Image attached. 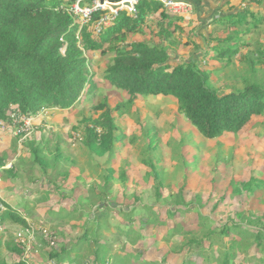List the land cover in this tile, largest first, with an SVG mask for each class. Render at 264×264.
<instances>
[{
	"label": "trees",
	"instance_id": "obj_1",
	"mask_svg": "<svg viewBox=\"0 0 264 264\" xmlns=\"http://www.w3.org/2000/svg\"><path fill=\"white\" fill-rule=\"evenodd\" d=\"M187 1L194 9L199 5L198 0ZM252 1L257 6L264 3V0ZM61 5L58 0H0V124L12 125L20 114L33 117L47 108L67 110L83 99L91 102L92 114L82 119L87 126L82 130L80 143L90 155L102 157L112 155L115 143L125 137L116 117L148 96L175 98L185 119L204 139L237 134L253 116L264 115V67L261 66L264 65V42L259 40L264 38L262 13L255 14L248 9L228 12L227 9L218 18L207 23L200 21L192 28L189 19L168 13L161 3L141 0L135 18L122 12L111 26L93 35L89 26L79 30L72 25L71 17L61 11ZM210 22L219 27L206 35L203 31H207ZM251 34L256 35L249 45L252 48L243 52L248 43L245 37ZM201 40L207 44L204 49L198 42ZM180 45L190 46L186 58L175 57ZM94 52L102 54L93 58L92 64L104 62L100 68L103 78L127 94L125 100L114 106L106 97L95 102L97 82L88 68L92 59L89 57ZM213 74L219 82L232 84L226 85V90L217 88L211 80ZM147 137L151 141L141 148L145 178L152 180L156 202L160 198L166 201L173 198L176 207L143 202L136 195L133 205L140 210L138 218L127 207L121 212L115 210L117 205L105 202L99 205L101 212L79 211L83 222L73 248L87 246L91 264H167L170 254L183 256L185 252L203 258L205 264L214 260L215 264H264L263 212L256 216L252 212H237L235 218L219 225L209 215L201 214L196 231L172 224L180 218L177 213L189 209L191 212L197 207H201L199 211L205 207L215 211L221 200L212 204L208 195L204 199H187V183L198 179L190 172L189 162L198 159L195 151L184 149L183 144L182 183L172 192L161 191L160 170L155 163L156 156L151 155L156 150V140L154 136ZM135 141L133 137L132 142ZM215 148L219 150L220 143ZM55 151L59 152V148ZM30 152L32 161L46 169L48 163L41 148L30 146ZM219 161L220 156L215 159ZM112 169H104L101 179L105 187L111 181ZM205 179L201 175L200 180ZM212 179L225 189L222 198L230 201L242 195L264 194V179L258 177L245 180L229 175ZM3 204L0 225L11 221L20 227L28 226L16 210ZM87 217L96 222H89ZM115 233L122 237L116 240L120 244L117 247L113 245ZM176 233L182 235V242H176ZM157 240H163L167 247H153ZM242 241L247 245L245 251L233 254L231 250ZM1 248L0 242V264H23L6 257ZM4 248L9 254H21L13 242H5ZM50 255L57 261L62 260L61 254ZM183 264L195 263L186 257Z\"/></svg>",
	"mask_w": 264,
	"mask_h": 264
},
{
	"label": "rangeland",
	"instance_id": "obj_2",
	"mask_svg": "<svg viewBox=\"0 0 264 264\" xmlns=\"http://www.w3.org/2000/svg\"><path fill=\"white\" fill-rule=\"evenodd\" d=\"M152 18L153 16L150 17ZM259 40L264 42V38L259 37ZM100 54L102 53L94 52L90 56L88 53L89 58H92L88 68L99 83L95 102H101L102 97H106L109 98L108 103L113 105L126 95L104 81L100 73L104 62L92 64L93 58ZM211 80L221 90H226V85L232 84L231 81L219 82L214 74ZM90 103L82 99L67 110L47 108L40 111L37 118L20 114L15 117L12 125L0 124V209H5L2 200L9 202L22 217H26L28 224L26 228L11 221H4L0 225L1 251L12 261H21L23 264H91L92 257L87 246L73 248L80 236L78 225L83 222L79 218V211L89 214L101 212L99 205L102 202L117 205L115 210L121 212L127 207L137 218L140 210L133 205L136 195L143 202L170 206L172 209L176 207L173 198L155 201L152 180L145 178L144 164L141 162L143 143L141 139L131 143L133 137L141 134L140 129L145 124L147 115L159 137L157 164L160 170V190L172 192L181 185L184 175V170L181 169V166L184 167L181 145L187 144L195 151L198 159L197 162L193 159L189 162L190 172L198 176V179L187 183V199H204L208 195L212 204L221 200L215 211L209 207L199 211L201 207H197L191 212L189 209L177 213L176 216L180 218L172 224L196 231L201 214L209 215L219 225L235 218L237 212H252L255 216L264 213V194L242 195L230 201L222 198L225 189L212 179L229 175L245 180L251 176L264 179V115L253 116L237 134H226L219 141H208L190 125L173 100H149L146 107L134 104L130 111L117 118V124L125 138L117 142L112 155L98 157L90 155L79 143L82 140V130L87 126L82 119L92 114ZM147 126L148 124L145 125ZM217 142L221 143L219 150L214 147ZM30 146L41 148L48 163L46 169L32 161ZM57 147L59 152L55 151ZM57 153L60 155H56ZM219 156L221 161L215 162ZM111 166L114 167L111 181L105 187L101 177L105 174L104 169ZM201 175L206 176V179L200 180ZM74 215L75 218L72 217ZM111 215L114 216L112 212ZM87 220L96 222L89 218ZM20 232L22 238L17 236ZM112 237L113 245H120L116 240H122V237L117 233ZM174 239L178 243L183 241L179 233H176ZM5 242L15 243L21 254H9L4 248ZM163 246L167 247L163 240L154 243L155 248ZM246 246V242L242 241L231 252L242 253ZM218 249L223 250L220 246ZM51 253L61 254L62 260L51 258ZM181 255L183 256L170 254L167 264H174V261L175 264H183L186 257H190L195 264H205L203 258L192 253L185 252ZM240 260L241 257L239 263ZM215 262L214 260L209 264Z\"/></svg>",
	"mask_w": 264,
	"mask_h": 264
},
{
	"label": "built area",
	"instance_id": "obj_3",
	"mask_svg": "<svg viewBox=\"0 0 264 264\" xmlns=\"http://www.w3.org/2000/svg\"><path fill=\"white\" fill-rule=\"evenodd\" d=\"M50 1V0H48ZM61 1V11L69 15L72 25L89 26L93 35H99L106 27L111 26L120 13L128 17L137 16V6L141 0H58ZM162 4V7L170 14L182 16L187 19L193 13V6L184 0H154ZM78 37V36H77ZM46 110V109H44ZM41 110V111H44ZM41 113L33 116H39ZM32 118V117H30ZM2 124V123H1ZM3 211L2 209H0ZM5 210V209H4ZM26 228V227H24ZM19 238L22 234L17 233ZM17 238L19 241L21 239Z\"/></svg>",
	"mask_w": 264,
	"mask_h": 264
},
{
	"label": "crops",
	"instance_id": "obj_4",
	"mask_svg": "<svg viewBox=\"0 0 264 264\" xmlns=\"http://www.w3.org/2000/svg\"><path fill=\"white\" fill-rule=\"evenodd\" d=\"M184 1H187V0H184ZM189 2V1H187ZM190 3V2H189ZM198 3L199 5H197L196 9L193 8V13L191 15L190 18H187L190 20V27H196L199 25V22L200 21H205L206 23L209 22L212 18H218L220 15H221V12L223 11H226L228 9V12L230 11H234V10H243V9H248L252 12H254L255 14L256 13H262L264 15V3L261 5V6H257L255 3H253L252 0H198ZM191 4V3H190ZM192 5V4H191ZM216 27H219L217 26V24H213V23H209L208 24V29L207 31H203L204 34H208L212 31H214L216 29ZM229 31H232L234 30V28H228ZM216 32V30H215ZM219 34L221 33L220 31H217ZM252 37V38H251ZM246 41L248 42L246 46H244L242 48L243 52H245L246 50H250L251 49V46L250 43L251 41L254 40V34H251V35H247L245 37ZM185 40H183L184 42ZM200 44H201V47L204 49L206 47L207 44H204V42L201 40V41H198ZM190 46L189 47H185L183 45H180L177 49V55L175 56L176 58H181V57H187L190 50H189ZM202 55V54H201ZM202 57V56H201ZM237 63V62H236ZM217 65H219L220 63L219 62H216ZM102 68V67H100ZM95 77V75H94ZM103 77V75H102ZM95 82H97V86H99L98 84V81L96 80V77L94 78ZM106 81V80H104ZM113 87V86H112ZM115 88V87H114ZM116 89V88H115ZM116 90H119V89H116ZM121 91V93H125V98L123 100H125L127 98V94L125 91H122V90H119ZM109 99V98H108ZM156 99H162V100H173L175 103H176V100L175 98L171 97V96H157V97H154V96H148L146 98H143L142 100H140L139 102H136L135 105L138 107V106H142V107H146V104L147 102L150 100V101H153V100H156ZM121 100V101H123ZM119 101V102H121ZM119 102H116L114 103L113 105L111 106H114L115 104L119 103ZM177 104V103H176ZM178 107V106H177ZM53 110V109H52ZM60 111H63L62 109ZM125 114V113H124ZM122 114V115H124ZM90 115V114H89ZM121 115V116H122ZM38 116H36L35 118H37ZM120 117V116H117L116 117V123H117V118ZM188 121V120H187ZM144 123L142 126H141V129H140V135L139 136H135L136 137V141L137 139H141L143 145L142 147L145 145V143H148L149 141V137L148 136H154L155 138V148H156V152H153V155L156 156V164H157V161L159 160L158 159V153H157V147H158V141H159V137L157 135V132L156 130L154 129L153 126L150 125V121H149V115L145 116V120H144ZM148 124L147 127H145V125ZM118 126V124H117ZM119 127V126H118ZM120 128V127H119ZM195 129V128H194ZM121 132L123 133L122 129L120 128ZM148 130H151V132H148ZM143 132H146L145 136L143 135ZM124 134V133H123ZM226 134H231V133H225L224 135ZM223 135V136H224ZM125 136V134H124ZM223 136L219 137V138H216V139H206L208 141H219V139H221ZM202 137V136H201ZM125 138V137H124ZM124 138L122 140H124ZM203 138V137H202ZM121 141V140H119ZM117 141V142H119ZM135 141V142H136ZM117 142L115 143V147H116V144ZM134 142V143H135ZM80 143V142H79ZM131 143H133L131 141ZM219 143V142H217ZM217 143L214 145V147H216ZM81 144V143H80ZM221 144V143H220ZM82 145V144H81ZM83 148H85L83 145H82ZM141 147V148H142ZM187 148H191L189 145L185 144L184 145V149ZM86 149V148H85ZM155 153V154H154ZM140 161V160H139ZM142 165V164H141ZM158 165V164H157ZM112 167V166H111ZM144 167V170H146L145 166L143 165ZM145 173V172H144ZM3 203H6L8 204L10 207H12L14 210H16V208H14L9 202H4L2 200ZM18 211V210H16ZM26 214H27V211L25 210ZM23 217L26 219V217L23 215ZM80 224L78 225V228H79ZM149 232H147V234H150L151 233V230H148ZM157 241H160V240H157ZM155 241V242H157ZM154 242V243H155ZM154 243H153V247H154Z\"/></svg>",
	"mask_w": 264,
	"mask_h": 264
}]
</instances>
